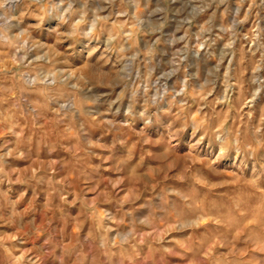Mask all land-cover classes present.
<instances>
[{"label": "rangeland", "instance_id": "obj_1", "mask_svg": "<svg viewBox=\"0 0 264 264\" xmlns=\"http://www.w3.org/2000/svg\"><path fill=\"white\" fill-rule=\"evenodd\" d=\"M0 264H264V0H0Z\"/></svg>", "mask_w": 264, "mask_h": 264}]
</instances>
